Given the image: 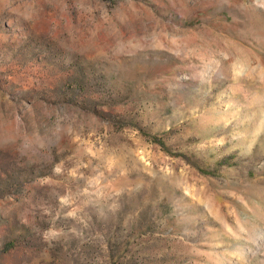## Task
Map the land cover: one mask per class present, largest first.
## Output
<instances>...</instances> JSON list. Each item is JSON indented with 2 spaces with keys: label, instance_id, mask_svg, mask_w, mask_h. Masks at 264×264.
Masks as SVG:
<instances>
[{
  "label": "rangeland",
  "instance_id": "rangeland-1",
  "mask_svg": "<svg viewBox=\"0 0 264 264\" xmlns=\"http://www.w3.org/2000/svg\"><path fill=\"white\" fill-rule=\"evenodd\" d=\"M0 264H264V0H0Z\"/></svg>",
  "mask_w": 264,
  "mask_h": 264
}]
</instances>
